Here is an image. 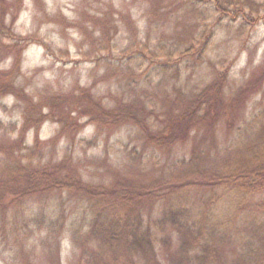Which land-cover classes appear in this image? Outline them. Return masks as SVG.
<instances>
[{
  "label": "rangeland",
  "instance_id": "rangeland-1",
  "mask_svg": "<svg viewBox=\"0 0 264 264\" xmlns=\"http://www.w3.org/2000/svg\"><path fill=\"white\" fill-rule=\"evenodd\" d=\"M6 1L19 9L12 25L14 12L8 9L4 19L0 13V25L6 32L11 25V31L27 45L18 64L14 54L0 52L3 76L16 66L5 77L10 90L0 93V145L6 147L15 148L22 132L27 109L24 94L40 100L45 92L91 87L107 102H114V97L144 101L164 115L210 83L224 65L230 64L224 90L227 100L262 73L264 0H241L243 11H235L232 5L226 13L209 0ZM100 18L112 26L107 40ZM200 38L207 43L202 52L197 49ZM0 39L14 41L1 34ZM192 43L196 46L191 47ZM244 102L233 122L227 116L213 129L202 126L173 147L148 144L140 128L130 123L108 134L87 122L71 143L61 134L60 123L47 119L39 131L35 127L27 131L26 142L16 152L0 149V174L9 172L18 157L24 162L60 160L68 152L74 153L83 178L102 186H111L117 179L144 184L200 169L247 165L245 161L264 154V83ZM209 193L198 191L181 199L190 205L198 198L208 200ZM234 195V207L228 202V207L218 206L214 216L218 225L231 220L221 225L225 230H241L223 248L230 259L242 249L237 236L256 245L258 236L249 228L264 221L263 207L256 206L263 202L264 191ZM81 200L55 190L0 207V264H96L82 242L71 241L73 229L84 227L90 214ZM164 207L165 199L159 200L153 216L159 218ZM225 209L230 218L223 214Z\"/></svg>",
  "mask_w": 264,
  "mask_h": 264
},
{
  "label": "trees",
  "instance_id": "trees-1",
  "mask_svg": "<svg viewBox=\"0 0 264 264\" xmlns=\"http://www.w3.org/2000/svg\"><path fill=\"white\" fill-rule=\"evenodd\" d=\"M209 1L214 2L216 9L222 13L230 11L232 5L235 6V11L244 10L241 0ZM14 7L15 4L0 0L2 19L8 9L15 14L19 7ZM16 16H13L11 25ZM102 21L105 22L100 18L99 23ZM103 22L100 23L103 26V39L107 40L108 34L111 36L112 26L107 20L106 23ZM11 25L8 26V32L0 25V34L14 40L13 43H3L0 39V52L14 54L18 64L21 52L27 45L11 31ZM211 32L212 30L206 31V42ZM199 41L204 44L197 47L198 52H202L207 43L203 38ZM195 44L192 43L191 47H195ZM262 65V73L254 75L248 81L247 89L234 95L231 100H227L224 92L230 64L222 66L210 83L194 95L185 97L176 108L167 109L163 112L164 115L144 101L114 97V102H107L103 96H96L91 87L77 86L67 92H45L40 100L24 94L27 109L22 132L15 141L16 147L1 144L0 149H12L16 152L15 149L26 142L27 131L33 127L39 131L47 119L58 121L61 134L67 135L71 143L77 140L80 130L87 122L108 134L130 123L140 128L148 144L173 147L179 142L187 141L192 132L202 126L213 129L227 116L233 122L241 103L247 102L263 85L264 64ZM15 67L7 71L9 75L3 76L0 73L1 94L10 90L6 79ZM16 93L18 97H22ZM229 124L231 125L230 122ZM245 162L248 164L239 163L229 169L225 162V170L213 168L207 172L200 169L176 178L157 179L150 183L117 179L111 186H102L83 178L73 152L66 153L60 160L24 162L18 157L9 172L0 174V207L5 209L14 201L23 202L26 198L41 197L44 193L50 194L55 190L79 196L86 203L90 214L83 229H73L71 241L82 242L87 247L86 251L92 252L97 260L96 264H264V221H257L249 228L254 236H258L256 245L251 244L247 237L237 236L241 240L242 249L238 251L240 253L237 258L230 259L227 250L223 248L230 245L235 238L233 236L241 230H225L221 225H226L231 220L227 219L218 225L214 217L218 206L228 207L231 203L230 207H234V193L244 191L254 194L264 191V154ZM198 191L204 195L210 192L208 200L198 198L186 205L181 199ZM162 199H165V207L162 215L155 218L153 208ZM256 206L264 209V200ZM241 211L242 207L239 212ZM222 212L226 215L227 209ZM230 216L227 214V217ZM209 218L212 220L209 221ZM52 220L55 225L57 221ZM41 221H45V218ZM163 244L165 247H162Z\"/></svg>",
  "mask_w": 264,
  "mask_h": 264
}]
</instances>
